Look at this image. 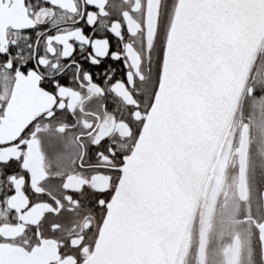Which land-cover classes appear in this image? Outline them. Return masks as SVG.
<instances>
[{"label":"snow or ice","instance_id":"snow-or-ice-1","mask_svg":"<svg viewBox=\"0 0 264 264\" xmlns=\"http://www.w3.org/2000/svg\"><path fill=\"white\" fill-rule=\"evenodd\" d=\"M0 264H264V0H0Z\"/></svg>","mask_w":264,"mask_h":264}]
</instances>
